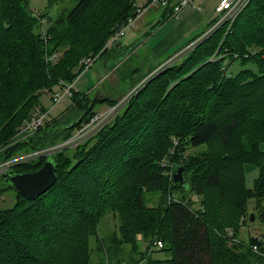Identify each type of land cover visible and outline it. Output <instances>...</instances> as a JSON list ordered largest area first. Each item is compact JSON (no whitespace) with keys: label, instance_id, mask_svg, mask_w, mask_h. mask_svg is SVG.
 <instances>
[{"label":"trees","instance_id":"obj_1","mask_svg":"<svg viewBox=\"0 0 264 264\" xmlns=\"http://www.w3.org/2000/svg\"><path fill=\"white\" fill-rule=\"evenodd\" d=\"M75 1L64 18L49 19L48 32L63 22L79 25L82 35L96 38L84 55L99 59L109 53L110 38L135 16L137 0H123L116 13L110 0ZM254 1L234 24L245 19L252 43L237 46V34L222 40L218 30L220 34L165 68L95 136L51 156L57 182L39 198L23 197L2 177L4 172L0 195L14 191L17 201L0 207V254L16 246L23 264H264V243L257 237L250 238L248 249L236 245L238 250L226 239L227 229L240 233L242 218L249 223L252 213L264 224V26L258 13H249ZM26 2L0 0V87L9 90L15 69H20L17 79L21 81L20 73L26 76L21 84L27 102L17 114L18 100L6 92L0 95V162L23 149L66 141L98 113L97 100L113 107L121 98L100 100L73 91V105L81 112L77 121L57 131L46 122L25 141L5 149L19 134V124L42 109L45 91L71 84L85 71L71 52L46 62V38L36 30L39 21ZM235 59L254 64L256 72L243 69L227 75ZM253 90L259 99L248 104L245 97ZM143 103L153 105L155 122L141 113ZM202 146L205 151L192 152ZM49 159L23 162L12 170L33 173ZM171 163L175 171L186 166V185L174 182ZM247 166L259 170L252 189L246 187ZM147 193H160L157 206L148 204ZM110 215L118 227L105 233L102 225ZM47 224L57 230L55 235L47 232ZM156 239L164 243L158 252L165 258L151 257ZM140 242L148 243L145 250ZM7 258L2 264H19L15 257Z\"/></svg>","mask_w":264,"mask_h":264},{"label":"rangeland","instance_id":"obj_2","mask_svg":"<svg viewBox=\"0 0 264 264\" xmlns=\"http://www.w3.org/2000/svg\"><path fill=\"white\" fill-rule=\"evenodd\" d=\"M27 1V2H26ZM201 0H199L200 2ZM28 5V8L35 14L36 19L39 21L37 24V29L41 31L43 36L45 35L46 41L44 45L45 50V58L46 62L48 64H52L51 61L58 60V57L63 59L68 52H71V59H79L77 63L80 64L79 61L83 60L84 58H89V56H85L86 48L89 46V44L96 41V38H92V33L89 34V37L84 36L82 34L83 31L78 27L79 25H75L73 27L69 26L66 22H63L60 26H52L50 31L48 32L50 21L49 19L56 20L59 17H65L74 7L75 0H25ZM123 0H110L111 5L114 7V13H116L119 9V7L122 5ZM102 3H107L106 0H102ZM158 9V8H157ZM249 13L254 14L258 13L260 15V19L262 22V25L264 26V5L261 3L260 0H255L254 5L249 8ZM101 13L100 9H97V14ZM147 13V12H146ZM145 13V14H146ZM44 14H48V17H44ZM144 14V15H145ZM144 15L139 18V20L135 23L133 27L128 28L125 31V36L120 39L119 42H123V47H114L109 51V53L105 56L99 57V55H96L94 57H91L92 59H97L95 61V64L92 68H89L85 70L77 79H81V83L85 84V86L88 85V88L93 89L90 91L91 97L96 96H102V93L106 92V94H110L112 96H119L121 94V98L128 96L129 94L133 93V97L140 93L142 90H144L147 86V84L160 72H162L165 68L169 67L173 63H178L179 61H182L196 46L200 45L201 43H205L208 40L212 39V36L214 34L219 33L222 36V40L226 39V37L229 36L232 37L235 34H237V40H235L236 45L238 46L240 42L242 41H248L250 40V43L253 42V32L250 27L247 26V23L245 19H242L240 24H236V20L232 25L224 24L217 28L214 32L207 31L206 34L203 35V37H198V39H195L190 41L188 45L183 47L182 45V55L179 59H176V56L173 55V51L169 53L167 57H159L155 53H153L150 48L153 45L152 41L150 43H147V35H144L142 38L138 40V33L136 32L135 28L138 26L141 27L144 23V19L147 20V18L144 17ZM144 17V18H143ZM148 17V16H146ZM107 20V15L103 16V19ZM143 18V19H142ZM217 21L219 20V16L216 17ZM240 19V18H239ZM239 21V20H238ZM152 25V24H151ZM151 25L148 26V28L151 27ZM161 25H158V28L160 29ZM103 28V27H102ZM104 29V28H103ZM222 29V30H221ZM105 30V29H104ZM153 29H151L152 31ZM220 30V31H218ZM218 31V32H217ZM166 30L163 29L162 32L158 35V37L165 34ZM76 33V35H74ZM84 40H88L87 42H83ZM130 42V43H128ZM135 45H132L134 44ZM205 45V44H203ZM141 46H144L140 49ZM52 47H54V50H52ZM228 51V50H227ZM46 52H49L46 54ZM228 55L231 54V52H227ZM226 53H223V55ZM59 55V56H58ZM64 56V57H63ZM110 56V63L108 69L106 71H103L100 69L102 67V64L107 61V57ZM81 65V64H80ZM229 65V61L226 62L227 67ZM243 69H251L252 71L256 72V67L254 64L249 63L247 65H243L238 59H235V62L229 66L227 69V75H236ZM102 70V71H101ZM17 72H21L20 69H15V78L13 82L11 83L10 89L5 91L4 86L0 87V95H3L4 92H6V96L11 99H17L19 102V108L18 113L20 112V109L26 105V96L24 93V89L22 87V82L26 80V76L24 73H20L21 81L17 79ZM75 81V83L77 82ZM137 82V83H136ZM1 86V85H0ZM76 89H78V86L74 87V90L76 92ZM59 88H54L53 91L57 92ZM52 91V92H53ZM51 91L47 90L45 91L41 97H40V106L42 109H45L46 111L52 110L54 107L53 101L51 99ZM80 92V91H79ZM89 92V93H90ZM87 91H82L81 94H86ZM249 93V92H246ZM8 94V95H7ZM259 93L255 92L253 90L245 99L248 101V104L253 103L254 101L257 102L259 99ZM263 94V93H260ZM251 95V96H250ZM161 100V96L159 97ZM254 102V103H255ZM62 104V103H61ZM142 108L145 107L146 109L142 110V114H147L148 117H152L150 121L155 122L156 116H154V108L153 105H146L145 103L141 104ZM108 108V105L96 103L94 105V111L100 113L103 112ZM110 108V107H109ZM108 108V109H109ZM74 109L73 111H68L66 114V118L64 121V126L72 125L75 121L79 119V116L81 115L80 110L76 111ZM139 110V109H138ZM28 119V118H27ZM26 119V120H27ZM26 120L23 121V123L19 124V133L22 130V127ZM17 122H21V120L18 119ZM170 124H167L164 128H169ZM35 137V136H34ZM26 139L20 138V135L17 134L15 138L11 141V144L7 145L5 147L8 148L14 144H19L20 142L25 141ZM13 142V143H12ZM52 145V144H48ZM45 145V146H48ZM44 146H41L37 149H31L29 152H25L27 150H21L19 151L16 156L12 157L9 160H5L0 162V177L1 173L5 172L3 170L6 168V165L8 162H11L19 157H23L26 155H31L32 153L36 152L38 149L42 148ZM264 147V145H263ZM76 148V147H75ZM73 149V148H72ZM68 150V149H67ZM205 151L206 147L202 146L198 149H193L192 152H200ZM25 152V153H24ZM57 154V153H56ZM54 154V155H56ZM44 158V157H42ZM40 158H34L32 160H28L26 162L30 161H38ZM166 161V160H164ZM130 162H134V160L131 159ZM21 164H15L10 166V169H14L15 167L22 165ZM110 163H107L104 166H109ZM171 167L172 175H174L175 167L173 163L169 164ZM9 166V165H7ZM9 169V170H10ZM177 170V169H176ZM259 176V170L256 167L253 166H247L246 168V187L248 189H252L254 186L255 180ZM2 187V185H0ZM172 200H176V196H172ZM192 199L197 202L198 199L196 196H193ZM146 200L150 206H157L159 204L160 200V193H147L146 194ZM170 200V199H169ZM17 201L16 194L14 191H7L5 193H2L0 195V207L6 208L11 207L15 204ZM78 202V201H77ZM81 205H83L81 203ZM253 204L251 205V210L253 209ZM48 207V205L46 206ZM30 215L27 216V218ZM42 221V217L40 218ZM244 221V225L241 227L239 232L234 233L232 229H227L226 231V239L229 240L228 246L230 248H234L238 250L236 245H240L241 248L248 249L249 247L246 246V244L249 243V240L251 237H257L260 242L264 243V224L260 222L259 219L252 222H248L245 218H242V222ZM47 232L50 233V235H55L57 233V230L53 228V226L50 224L45 225ZM102 227L104 228V232H111L114 230H117L118 227V221L113 217L109 216L103 223ZM236 232V230H235ZM235 234V235H234ZM141 240V236L138 237ZM244 243V244H242ZM146 244L144 242H140V245L142 249L145 250ZM154 243L152 242V245ZM248 247V248H245ZM151 257L152 258H160L165 256L158 252V249L151 248ZM15 257V262L19 264H23V253L21 249L16 248V246H13V250L11 248L10 252H5L0 254V264L3 262H6L8 260L7 257ZM7 258V259H6ZM15 264V263H14ZM144 264V263H143Z\"/></svg>","mask_w":264,"mask_h":264},{"label":"built area","instance_id":"obj_3","mask_svg":"<svg viewBox=\"0 0 264 264\" xmlns=\"http://www.w3.org/2000/svg\"><path fill=\"white\" fill-rule=\"evenodd\" d=\"M195 0H143V4L136 3V13L135 16L128 20L127 25L122 27L118 32H116L113 37L110 38L107 48L114 47L119 43L120 39L125 36V31L133 27L135 23L141 18L146 12L154 8H166L172 11V14H178L182 9L193 6ZM251 0H219L216 7V14L219 16V20L213 25L209 32H214L218 27L224 24L232 25L241 13L246 9ZM182 55V52L178 54L175 58L179 59ZM237 57V56H235ZM248 57V56H247ZM95 59L84 58L80 64L87 70L92 68L95 64ZM74 88V82L71 84H67L62 82L61 92L55 93L53 95V101L55 103L59 102L63 96H71ZM133 97V93L128 96L120 99L116 105L110 107L108 110L97 113L93 116L89 122L85 123L75 131L73 136L66 141L59 142L56 144L44 146L38 149L36 152L31 155H26L23 157H19L11 162H8L6 165L5 172L9 171L10 166L15 164H21L28 160H32L34 158H42V157H51L56 153H60L64 150L75 148L87 140L91 139L95 136L101 129H103L111 120H113L118 113L128 104V102ZM47 114L44 113L39 107L33 112L32 118L25 122L22 130L19 135L22 139H27V137L35 132H37L41 127L46 124ZM9 165V166H7ZM12 170V169H10ZM2 172L1 174H3ZM173 178L172 172L170 173ZM164 243L156 239L154 241V247L156 249L163 248ZM255 251L259 252V247L254 248Z\"/></svg>","mask_w":264,"mask_h":264},{"label":"crops","instance_id":"obj_4","mask_svg":"<svg viewBox=\"0 0 264 264\" xmlns=\"http://www.w3.org/2000/svg\"><path fill=\"white\" fill-rule=\"evenodd\" d=\"M218 2L219 0H201L200 2L199 0H195L193 6H188L182 9L177 15H173L172 11L166 8L159 7L158 9H151L144 15L147 20L144 19V23L142 24V26L139 28L137 26L135 28L136 32L138 33V40L144 35H147V43H150L151 41L153 43L150 48L153 53H155L159 57H167L169 53L173 51L172 56H177L182 52V48L188 45L190 41H192L196 37H203V35L206 34L207 31L210 30L217 22L216 7ZM137 3L143 4V0H137ZM149 25H151L150 28H148ZM158 25H161L160 29L158 28ZM151 29L153 30L151 31ZM163 29L166 30L165 34L158 37ZM132 45H135V43ZM123 46V42H119L114 47ZM114 47H111L109 49L111 50ZM142 47L144 46H141L140 49ZM109 61L110 56L107 57V61L102 64V67H100V69L106 71L109 65H111ZM83 83H81V79H79L76 83L74 82V87L78 86L76 92L81 94L82 91H87L88 93H86L85 95L89 94V97H91L90 91L93 89V87L88 88V85L85 86V84ZM73 91H75L74 88ZM59 92H61L60 88L57 92L53 91L51 94V99L53 98V95L55 93ZM107 97L119 98L121 97V94L119 96H112L104 92L102 93V96H96L94 98L104 100ZM97 101L98 103L108 105L107 102H99V100ZM53 104L54 107L52 110H43L44 113L47 114L46 122L48 123V125H51L55 131L60 128L69 127L70 125L64 126L63 124V120L68 115L66 113L68 111H73L74 109H76L75 112L78 111V109L73 105L71 96H63L59 102L55 103L53 101ZM109 107L110 106L108 105V108ZM108 108L106 110H108Z\"/></svg>","mask_w":264,"mask_h":264},{"label":"water","instance_id":"obj_5","mask_svg":"<svg viewBox=\"0 0 264 264\" xmlns=\"http://www.w3.org/2000/svg\"><path fill=\"white\" fill-rule=\"evenodd\" d=\"M44 164V166L33 173H16L9 170L2 177L23 197L28 200H36L42 194L50 190L57 182L56 165L52 157ZM186 166H180L173 175V180L181 187L186 185L185 179ZM255 216L251 214V222Z\"/></svg>","mask_w":264,"mask_h":264},{"label":"bare ground","instance_id":"obj_6","mask_svg":"<svg viewBox=\"0 0 264 264\" xmlns=\"http://www.w3.org/2000/svg\"><path fill=\"white\" fill-rule=\"evenodd\" d=\"M177 15V14H176Z\"/></svg>","mask_w":264,"mask_h":264}]
</instances>
